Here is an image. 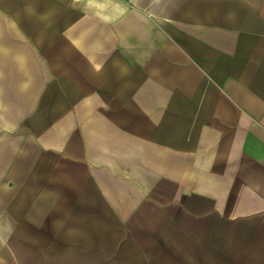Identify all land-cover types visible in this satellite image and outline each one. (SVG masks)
Returning <instances> with one entry per match:
<instances>
[{
  "label": "crops",
  "instance_id": "0c3cea01",
  "mask_svg": "<svg viewBox=\"0 0 264 264\" xmlns=\"http://www.w3.org/2000/svg\"><path fill=\"white\" fill-rule=\"evenodd\" d=\"M0 264H264V0H0Z\"/></svg>",
  "mask_w": 264,
  "mask_h": 264
}]
</instances>
